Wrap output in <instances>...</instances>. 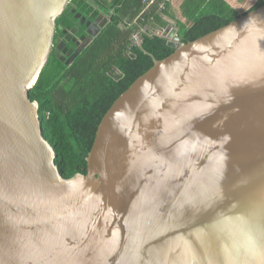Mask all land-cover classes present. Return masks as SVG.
Returning a JSON list of instances; mask_svg holds the SVG:
<instances>
[{
  "label": "water",
  "instance_id": "water-1",
  "mask_svg": "<svg viewBox=\"0 0 264 264\" xmlns=\"http://www.w3.org/2000/svg\"><path fill=\"white\" fill-rule=\"evenodd\" d=\"M70 1L0 0V264H264V4L189 43L168 25L162 60L139 41L153 66L65 179L29 90Z\"/></svg>",
  "mask_w": 264,
  "mask_h": 264
},
{
  "label": "trees",
  "instance_id": "trees-1",
  "mask_svg": "<svg viewBox=\"0 0 264 264\" xmlns=\"http://www.w3.org/2000/svg\"><path fill=\"white\" fill-rule=\"evenodd\" d=\"M170 1L155 0L146 7L142 0H71L75 13L65 10L57 18L54 39L63 37V29L75 26L76 15L91 20L101 14L108 18L100 33L71 62L62 61L54 47L29 90L31 101L38 105L43 137L54 149L55 164L63 178L86 174V157L102 118L153 66V59L134 43L133 35H139L146 52L162 60L175 51L166 38L155 34L163 17L172 21L180 43H189L264 4V0H256L241 13L225 0H183L180 12L186 21L182 22Z\"/></svg>",
  "mask_w": 264,
  "mask_h": 264
},
{
  "label": "flooded vegetation",
  "instance_id": "flooded-vegetation-1",
  "mask_svg": "<svg viewBox=\"0 0 264 264\" xmlns=\"http://www.w3.org/2000/svg\"><path fill=\"white\" fill-rule=\"evenodd\" d=\"M75 19L77 20L75 26H73L72 28H69L68 26L66 29H63L66 31V33L63 34L62 38L57 37L59 42L53 45V48L55 47L56 55L62 57L64 62H71L70 58L72 54L85 45L88 39L87 31L89 30L90 32H93L96 29L91 24L94 20H91L89 16H81L79 14L75 16ZM88 21H90L91 23L87 26L86 23ZM73 30L76 31L72 32ZM79 33L82 34L79 35ZM67 35L69 36L68 39H66ZM59 45L60 48H58Z\"/></svg>",
  "mask_w": 264,
  "mask_h": 264
},
{
  "label": "crops",
  "instance_id": "crops-1",
  "mask_svg": "<svg viewBox=\"0 0 264 264\" xmlns=\"http://www.w3.org/2000/svg\"><path fill=\"white\" fill-rule=\"evenodd\" d=\"M225 1H227L231 6H233V5L230 3L229 0H225ZM182 2H183V0H171V1H170L173 10H174L175 13H176V18L179 19V20L182 21V22H185V21H184L185 19L182 18V16H181V12H180V5H181ZM234 8H235V7H234ZM235 9H236V8H235ZM237 10H238V9H237ZM183 19H184V20H183ZM171 22H172V21L169 20L167 17H163V18H162L161 26L156 27V30H157V31L164 30L168 25L173 26ZM174 28H175V27H174Z\"/></svg>",
  "mask_w": 264,
  "mask_h": 264
},
{
  "label": "rangeland",
  "instance_id": "rangeland-1",
  "mask_svg": "<svg viewBox=\"0 0 264 264\" xmlns=\"http://www.w3.org/2000/svg\"><path fill=\"white\" fill-rule=\"evenodd\" d=\"M229 1L233 5V7H235L236 9H238L239 12L242 13V12L247 11L250 7H252L256 0H229ZM184 21H186V20H184ZM172 25H173V23H172ZM173 27H174V25H173ZM162 31L163 30H161L160 32H162Z\"/></svg>",
  "mask_w": 264,
  "mask_h": 264
},
{
  "label": "built area",
  "instance_id": "built-area-1",
  "mask_svg": "<svg viewBox=\"0 0 264 264\" xmlns=\"http://www.w3.org/2000/svg\"><path fill=\"white\" fill-rule=\"evenodd\" d=\"M155 0H142V3L146 5V7H149ZM144 31V30H143ZM162 34V32L160 31H155V34ZM133 41L134 43L138 44V42L140 41V37L138 34L133 35Z\"/></svg>",
  "mask_w": 264,
  "mask_h": 264
},
{
  "label": "bare ground",
  "instance_id": "bare-ground-1",
  "mask_svg": "<svg viewBox=\"0 0 264 264\" xmlns=\"http://www.w3.org/2000/svg\"><path fill=\"white\" fill-rule=\"evenodd\" d=\"M143 30H144V29H143ZM143 32H145V30H144Z\"/></svg>",
  "mask_w": 264,
  "mask_h": 264
},
{
  "label": "clouds",
  "instance_id": "clouds-1",
  "mask_svg": "<svg viewBox=\"0 0 264 264\" xmlns=\"http://www.w3.org/2000/svg\"><path fill=\"white\" fill-rule=\"evenodd\" d=\"M247 23V22H246Z\"/></svg>",
  "mask_w": 264,
  "mask_h": 264
}]
</instances>
